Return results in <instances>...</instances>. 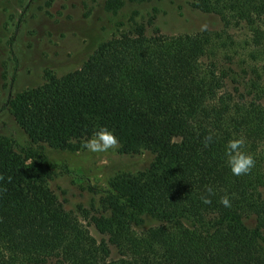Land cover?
<instances>
[{
  "label": "trees",
  "instance_id": "obj_1",
  "mask_svg": "<svg viewBox=\"0 0 264 264\" xmlns=\"http://www.w3.org/2000/svg\"><path fill=\"white\" fill-rule=\"evenodd\" d=\"M189 7L220 29L147 34L133 12L80 68L8 98L39 148L75 153L107 135L153 160L74 212L43 153L0 139V264H264V0Z\"/></svg>",
  "mask_w": 264,
  "mask_h": 264
},
{
  "label": "rangeland",
  "instance_id": "obj_2",
  "mask_svg": "<svg viewBox=\"0 0 264 264\" xmlns=\"http://www.w3.org/2000/svg\"><path fill=\"white\" fill-rule=\"evenodd\" d=\"M105 1L0 0V139L18 150L43 153L55 166L50 190L74 212L77 207L98 209L99 199L112 192L117 178L145 171L153 155L122 154L107 135L91 138L84 150L75 153L39 148L14 122L6 107L8 98L40 85L46 74L59 77L80 68L97 46L132 26L133 12L135 23L146 25L147 34L175 36L220 29L214 16L191 10V0H122L117 16L104 10ZM118 22L126 24L119 32Z\"/></svg>",
  "mask_w": 264,
  "mask_h": 264
}]
</instances>
